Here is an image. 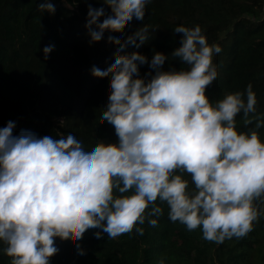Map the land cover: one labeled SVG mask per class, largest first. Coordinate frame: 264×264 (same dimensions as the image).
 <instances>
[{"label":"clouds","instance_id":"9594fccd","mask_svg":"<svg viewBox=\"0 0 264 264\" xmlns=\"http://www.w3.org/2000/svg\"><path fill=\"white\" fill-rule=\"evenodd\" d=\"M148 3L89 5V38L103 34L109 23L143 20ZM37 9L54 13L55 4L40 0ZM148 29L138 27L116 51L139 47ZM173 31L182 35L170 55L186 68L163 70L169 56L159 51L150 60L134 51L108 63L94 61L96 70L111 71L100 118L114 126L117 143H89L77 127L59 138L24 129L14 135L13 120L0 127V244L10 264H49L61 246L58 233L74 234L78 241L90 228L109 238L134 228L142 235L140 225L156 226L163 214L157 200L167 205L171 221L199 228L217 244L246 236L264 216V140L257 131L264 113L257 112L253 86L249 82L211 102L206 89L218 76L214 56L221 46L209 44L199 24H178ZM109 35L125 33L114 27ZM53 47L44 46L45 58ZM144 64L154 74L141 77ZM238 114L254 125L239 131ZM76 248L84 254L79 243ZM158 264H166L165 258Z\"/></svg>","mask_w":264,"mask_h":264},{"label":"trees","instance_id":"16d2710c","mask_svg":"<svg viewBox=\"0 0 264 264\" xmlns=\"http://www.w3.org/2000/svg\"><path fill=\"white\" fill-rule=\"evenodd\" d=\"M39 2L0 0V127L15 121L14 135L24 129L59 138L77 127L89 143H117L114 126L100 118L111 92V71L96 70L94 61L108 63L134 51L150 60L159 51L169 56L163 70L186 68L170 55L180 46L182 33L173 31L178 24H199L208 43L221 46L214 56L218 76L206 89L210 101L251 82L257 112L264 113V0H149L143 20L109 23L103 34L91 39L85 27L87 10L89 5L98 7L100 0H52L54 13L38 10ZM110 8L109 4L101 14ZM143 24L149 25L148 39L117 52L127 35ZM114 27L125 36L109 35ZM49 44L54 47L45 58L43 48ZM139 67L141 77L154 74L148 64ZM236 120L239 131L255 123L245 124L242 114ZM257 131L264 140V126ZM185 178L190 179L187 174ZM156 203L163 214L156 226L147 221L140 225L145 229L142 235L134 228L109 238L102 229L90 228L78 241L74 234L58 233L61 246L49 264H158L161 257L166 264H264V216L246 236L217 244L204 239L199 228L188 230L171 221L167 205ZM96 231L102 232L100 238ZM3 247L0 244V264H10Z\"/></svg>","mask_w":264,"mask_h":264}]
</instances>
